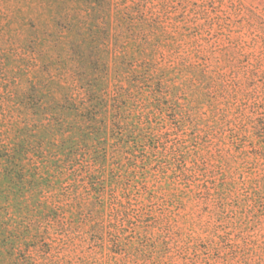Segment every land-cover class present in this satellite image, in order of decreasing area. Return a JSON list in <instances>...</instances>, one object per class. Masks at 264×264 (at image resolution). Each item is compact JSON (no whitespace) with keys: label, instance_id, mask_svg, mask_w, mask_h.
Segmentation results:
<instances>
[{"label":"rangeland","instance_id":"obj_1","mask_svg":"<svg viewBox=\"0 0 264 264\" xmlns=\"http://www.w3.org/2000/svg\"><path fill=\"white\" fill-rule=\"evenodd\" d=\"M0 264H264V0H0Z\"/></svg>","mask_w":264,"mask_h":264}]
</instances>
